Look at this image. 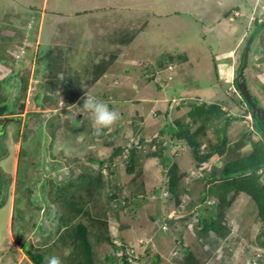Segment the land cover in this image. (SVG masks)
Listing matches in <instances>:
<instances>
[{
    "label": "rangeland",
    "instance_id": "374dc122",
    "mask_svg": "<svg viewBox=\"0 0 264 264\" xmlns=\"http://www.w3.org/2000/svg\"><path fill=\"white\" fill-rule=\"evenodd\" d=\"M263 17L264 0H0V103L21 112L8 116L15 120L0 119V264H32L28 246L71 264L75 253L59 239L64 226L57 231L67 211L55 201L62 194L107 221L105 228L89 227L94 264H119L124 254L130 264H150L156 254L157 264H178L182 247L201 264H264L261 223L247 195L225 208L231 228L225 240L199 225L202 214L216 228L226 224L225 216H216L223 189L202 178L248 154L247 141L260 138L232 81L254 19ZM110 57L87 88L93 65ZM249 78L264 83V29L245 69L246 84L264 109V89ZM78 89L117 111L116 124L98 135L82 99L71 106L66 101ZM156 97L169 103L156 104ZM145 98L160 110L149 111ZM219 98L230 121L227 152L199 167L188 145L173 143L165 120L191 126L190 103ZM196 140L205 151L218 137L209 129ZM117 146L124 150L113 156ZM153 151L157 156L149 158ZM128 164L135 171L127 173ZM174 164L178 178L169 191ZM99 173L104 187L92 196L75 185L80 175ZM80 219L89 221L86 215L74 220ZM106 232L115 245L95 242L94 234ZM107 254L117 261L106 260Z\"/></svg>",
    "mask_w": 264,
    "mask_h": 264
},
{
    "label": "trees",
    "instance_id": "16d2710c",
    "mask_svg": "<svg viewBox=\"0 0 264 264\" xmlns=\"http://www.w3.org/2000/svg\"><path fill=\"white\" fill-rule=\"evenodd\" d=\"M258 21L259 19L255 18L254 25H256ZM45 56H47V54H45ZM111 59L112 58L110 57L108 60H106L105 63L102 62L93 65L94 71H92V76L89 80L90 82H88L89 84H87V88L90 86L91 83L96 82L99 77H101L106 68L109 67L112 63ZM249 80L251 81L250 78ZM233 83V85L235 86V78L233 79ZM251 83H257L259 88L264 89V83L261 82V80L251 81ZM80 90L81 89H78V94L74 93L72 97L70 96L69 101L75 100L77 97L80 96V98L82 99L81 102H84L86 91L85 89L81 91ZM241 100L246 105L247 109L248 105L246 104L245 99L242 98ZM222 102L226 103L223 99L220 98L217 100L206 99V102L200 104H193L194 102L190 103V116L192 118L191 126L183 124L179 119H177L174 123L169 122V120L167 119L165 120V125L169 126L170 132H168V134L171 135L173 143H182L188 145L192 150L191 155L196 161L197 166L199 167H203V165L213 155L217 154L220 156L224 155L227 152L229 137L225 132L226 127L230 124V121L228 118V112L221 107ZM239 105L241 106L242 104L240 103ZM9 106L12 105L8 101L0 103V117H7L6 115H19L21 113L17 112L19 110H11ZM249 109H247L248 112H250ZM251 116L253 117L254 121L252 124L254 134L260 137L258 140L255 141L251 139L247 141L251 146V151L246 155H238L236 158L229 160L219 170L213 171L209 175L204 176V178L202 179H204L206 183L218 182L219 184L216 185L215 189H223L222 194L220 196L221 205L219 206L217 204L219 206V214L217 213L216 216L218 217H220L221 215L225 216V208L230 205L238 195H247L256 206V217L261 223V235L264 238V176L262 172V170L264 169V127L255 115L251 114ZM209 129H212V132L217 135L218 140L217 142H208L206 150L202 151L201 149L202 147L204 149L205 145L201 146V143L196 140V137L199 135L205 137ZM2 131L3 129L0 130V132ZM161 132L166 133L167 131L162 129ZM123 148L124 146L115 147L113 149L112 155L115 156L121 153L124 150ZM128 151L130 153L132 151V154L135 152V150L133 149H128ZM149 154V158L156 157L157 151H153ZM130 157H133V155ZM159 157L162 158L164 161L168 160V157L166 155H162ZM127 163L128 161H126V164ZM98 164L100 165V167H102V165L105 164V161H99ZM134 166L135 165L128 164L126 169L127 173H132L133 171H135ZM176 170V165L174 164L169 171V174L171 175V181L169 182L168 189L169 191H174V183L178 178ZM79 177L80 182L75 185L77 187L83 188L89 196H92L100 188L104 187V182L100 173L97 175H80ZM73 184L74 182H69V185ZM59 189L63 190V188ZM215 189H213V192H216ZM62 196L63 194L61 195V197L57 195V197L55 198V201H59V203L62 204L65 209H67L66 213H63L60 216L61 223L58 226L57 231L61 229L62 226H64V230L59 234V239L63 245L69 243L75 253L71 264H94L92 254L93 248L89 240V227H95L96 223H100V225L105 228L107 225V221L90 217V212L85 209L80 199L76 201L67 200L65 198H62ZM205 196L206 194H204L203 192L200 196L201 202H203ZM80 198L82 199L83 196L80 195ZM79 215H86L89 221H87L86 223L83 222V220L81 219L74 220ZM224 218L226 220V224L222 225L221 228H216V222H208L207 219L204 218V214H202V219L199 220V225H203V228H205L206 231L213 230L214 232L211 234V237L218 235L223 241L231 232V228L228 225L229 219L226 216ZM94 235L96 236V243L107 242L110 245H115L113 244V240L109 232L102 234L98 233V235ZM221 240L219 241V243L222 242ZM219 246L220 244L216 246L212 245L211 247L212 249H216ZM259 248L264 249V244L262 246H259ZM24 252L30 258L32 264H46V258L49 257L47 251L44 250L43 253L33 252L30 246H28L26 250H24ZM182 252V255L184 256L182 258H178V264L202 263L200 261V258L194 253V251L190 247H182ZM126 258L127 255L124 254L119 264H130L129 261L126 260ZM116 259H118L117 256L112 257L109 254L106 255V260H112L113 262H115L117 261ZM158 260L159 256L156 254V256L151 259L150 264H157Z\"/></svg>",
    "mask_w": 264,
    "mask_h": 264
},
{
    "label": "water",
    "instance_id": "95a60500",
    "mask_svg": "<svg viewBox=\"0 0 264 264\" xmlns=\"http://www.w3.org/2000/svg\"><path fill=\"white\" fill-rule=\"evenodd\" d=\"M263 29L264 18L259 21L256 26L251 30L241 48L240 57L236 66L235 86L237 87V90L240 92V94L243 96L246 103L250 107L251 114L255 115L264 127V109L259 106V104L255 101L253 94L251 93L249 87L246 84L245 79V69L248 64V55L251 45ZM9 119L13 120V118ZM102 131L103 130H101L98 135H100Z\"/></svg>",
    "mask_w": 264,
    "mask_h": 264
},
{
    "label": "clouds",
    "instance_id": "9594fccd",
    "mask_svg": "<svg viewBox=\"0 0 264 264\" xmlns=\"http://www.w3.org/2000/svg\"><path fill=\"white\" fill-rule=\"evenodd\" d=\"M261 20H259V21H261ZM248 60H249V55H248ZM232 86H233V89L241 97L242 95L236 89L237 87L235 88L234 85H232ZM240 99H242V98H240ZM83 107L85 110L92 113L93 119H94V125L97 126L96 127L97 133H99L102 129L110 128L111 126L116 124V122L120 119V114L117 111L111 110L105 102L97 100L93 97H86V99H84ZM249 114L251 117V111L249 112ZM6 118H8V117H6ZM13 120H14V118H13ZM163 227H164V225H163ZM46 264H61V260L58 256H51V257L46 258Z\"/></svg>",
    "mask_w": 264,
    "mask_h": 264
},
{
    "label": "crops",
    "instance_id": "0c3cea01",
    "mask_svg": "<svg viewBox=\"0 0 264 264\" xmlns=\"http://www.w3.org/2000/svg\"><path fill=\"white\" fill-rule=\"evenodd\" d=\"M230 17V16H229ZM229 20L231 21V20H234L232 17H230L229 18ZM239 39H238V42L236 43V46L237 45H239ZM233 51H234V49H231V54L233 53ZM226 55V54H225ZM228 55V54H227ZM226 55V56H227ZM89 88V87H88ZM176 93V92H175ZM179 95H185L184 93H180V92H177ZM93 96H95V95H93ZM170 97H171V95H170ZM80 98V96L79 97H77L75 100H71V101H69V99H70V97H68L67 99H66V101H67V103L68 104H70V106L71 105H73V104H75L76 102H78V99ZM163 98V99H162ZM156 100L155 101H158V102H156V104L157 103H160L159 101L160 100H162V101H166V102H168V100H167V98L166 97H160V98H158V97H156L155 98ZM145 100L147 101H150V102H148L149 104H150V106L148 107L149 109V111L152 109V110H154V109H158L155 105H154V102L153 103H151L152 102V100H153V98H145ZM140 101H137V103H139ZM106 103V102H105ZM148 103H144V104H148ZM162 103H164V102H162ZM169 103V102H168ZM166 109V106L165 107H163V108H161V111H163V110H165ZM158 110H160V109H158ZM16 115H18V114H16ZM9 115H7V117H8ZM0 119H2V117H0ZM15 120V119H14ZM142 120H143V118H142ZM167 120H169V119H167ZM154 129V128H153ZM154 132V131H153ZM180 144H182V143H180ZM150 261H151V259H150Z\"/></svg>",
    "mask_w": 264,
    "mask_h": 264
}]
</instances>
